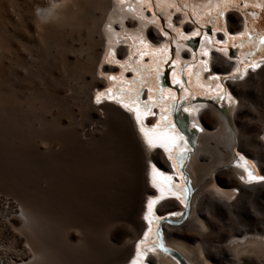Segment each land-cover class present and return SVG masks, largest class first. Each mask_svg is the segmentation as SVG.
<instances>
[{
    "label": "bare ground",
    "instance_id": "6f19581e",
    "mask_svg": "<svg viewBox=\"0 0 264 264\" xmlns=\"http://www.w3.org/2000/svg\"><path fill=\"white\" fill-rule=\"evenodd\" d=\"M221 1L0 0V158L22 165L19 199L0 190V264H264V180L251 175L255 165L264 175V59L241 65L205 33L196 52L185 48L194 26L182 22L187 11L176 12L191 5L201 23ZM151 7L166 26L160 28ZM226 18L230 32L248 30L246 16ZM174 31L184 42L176 45L169 87L155 98L178 102L169 88L180 84L184 58L195 59L187 70L195 93L216 97L228 87L222 95L228 110L212 97L189 101L192 121L206 131L196 147L197 124L188 130L187 122L182 132L156 123L171 113L182 120L170 104L150 116L138 97L135 105L108 90L102 102L93 101L94 90L117 70L103 63L107 53L113 60L128 53L130 67L150 57L164 63ZM220 34L216 39L227 40ZM244 41L254 39L239 40L238 50ZM233 70H239L234 79L222 83L221 75ZM233 147L248 157L236 160V171L227 166ZM189 151L192 183L202 182L184 207L165 196L186 200L183 186L176 193L171 186L182 181L174 161ZM6 179L0 176V185ZM152 211L170 215L163 245L142 244ZM233 216L250 227L242 220L225 229Z\"/></svg>",
    "mask_w": 264,
    "mask_h": 264
},
{
    "label": "rangeland",
    "instance_id": "374dc122",
    "mask_svg": "<svg viewBox=\"0 0 264 264\" xmlns=\"http://www.w3.org/2000/svg\"><path fill=\"white\" fill-rule=\"evenodd\" d=\"M179 1L180 0H178V3H179ZM184 1H187V0H184ZM259 4H261V5H259ZM1 7L2 6L0 4V10H2ZM180 7H181V10H176V12L183 13L184 11H187V13H188V18L187 17L184 18L182 20V22L183 23H190L191 25L194 26V28H193L194 31L191 30L187 33L190 36H192L193 38H195L196 47L194 48V46H190L186 43H183V45L187 46L185 48L193 50V52H194L197 48V45H198L197 43L199 42V39L205 33L207 35L213 36L212 43L214 46L220 48L219 50H222V48H226L228 50V55H229L230 59L236 58L239 56L238 58L241 62V65H248L249 64L248 62H251L254 59H259V58L264 59V45H262L263 49H261V52H257V50L254 47H252V43L247 44L245 42L242 43V46H245L244 48L242 47L243 53L240 52L242 50L237 49L238 48L237 43L242 38H246L248 36V31H250L252 33L255 32L256 41H259V39H261V42L264 43V0H222L219 6L215 7L214 9H212L208 13L202 14V16L200 17L201 23L198 21L197 13H195V11H194V9H192L191 5H189L190 9L186 8V10H184L183 6L180 5ZM148 10L151 13H153V14L155 13L156 16H158L160 28H163L164 26H166V22H165L166 17L162 13L155 11V9H153L152 7H151V9L149 8ZM182 10H183V12H182ZM229 12H235L236 14H238L242 17L246 16L248 30L245 33H243L241 36H238V34H236V33L230 32L231 30L229 28L228 20L226 18V15ZM252 13H256V14L253 15ZM160 22H161V25H160ZM159 26L158 27L155 26V28L158 30V32H160ZM180 28L178 27L177 29L180 31V34H181V33H183V30H182V28L180 30ZM123 32H124V30H122V36H125L126 31L124 33ZM194 32H197V33L195 34ZM221 32H223L226 36H228L227 40L223 41V38L222 39H216L214 34L221 35L220 34ZM188 34H186V36L189 37ZM181 35H183V34H181ZM186 36H185V38H186L185 41H188V42L192 41V39L187 40ZM243 36H245V37H243ZM179 39L180 38L177 35V31H174V33L171 32L169 45L171 46V52L170 53H171L172 57L174 55L172 63H174V59H175L176 45L178 43L184 42V40H179ZM119 43L124 44V45L126 44L124 41L119 42ZM152 46H157V45H152ZM255 47H257V46H255ZM107 54H108V58H107V60L103 59V63L113 64L117 68V70L114 73L108 74L109 76L107 78H105L106 79V85L104 87H102L99 90H94L93 101H95V102L96 101L102 102L103 97L99 98V96H101V94L104 93L105 90H107L109 88H115V89H118L116 91L118 92V96L120 97V99L123 101L128 100V101H126L128 103H134L136 105V98L138 97V101L140 102V107L150 109V113H149V114H151L150 116L154 115L153 113H155L154 112L155 107H157V110H159V111L167 110V109L169 110V104H170L179 110L180 116H185V118L188 122V124L186 126V128L188 130H192L191 127H189L190 124H192V123L197 124L195 121H192L190 113H188L186 110V107L189 106V101H193V99L199 98V97H201L200 99L212 97L216 100L215 102L218 106H220V107L223 106V108L228 110V107H229L228 103L226 101L222 100V98H220V96H222L223 93L224 92L226 93L228 90V87L225 84L222 86L220 92L218 93V96H216V97L215 96L199 95V94L195 93L194 90L191 88V86L189 84V78H188L189 73L187 72V70H188V68H190V65H192V64L195 65V62H194L195 59L194 58L180 59L179 76H180L181 82L179 85H176V86L173 85L172 88H169L170 90H173L174 92H176L175 94H176V96H178V102L174 103L173 101H171V102L169 101L173 98H168L165 101H160L157 98H155L158 93H162L165 88L169 87L170 74H171L172 69L174 67V65H172L170 63V61L167 62V64H165L162 67L161 65H163V62L157 61V59L155 57H150L149 60H147V58H144L142 60V62L135 63V64L132 63V65L130 67V64L128 63V61H129V54L128 53H126L124 57L117 58L115 60H113V58L110 57L109 53H107ZM242 55H243V57H241ZM145 60H147V62H145ZM244 60L246 63L244 62ZM157 65H159V66L157 67ZM170 65H172L173 67H170ZM122 68H124V69H122ZM238 72H239V70H233V71H230L228 73H223V75H221L222 83H225V81L228 79H234L235 75ZM160 73L163 74V75L162 74L161 75H162V78L165 80V82L163 83L164 85H162V86H160L158 81H157L158 74H160ZM112 75H115L114 76L115 78L120 77L119 81H121L122 84L124 83L123 80L127 81L126 83H124V87H122L121 83L118 80H114V79L109 78ZM182 75L185 77L183 78ZM176 88H177V90H176ZM185 88L188 90H186ZM184 91H185V96L182 95V93ZM148 94L152 95V97H150ZM107 99L110 100L109 98H107ZM217 99H219V100H217ZM152 100H154V101H152ZM112 102L119 104L117 101H112ZM159 105H161L163 107L161 108ZM152 110H154V111H152ZM156 123H159V124L164 125V126L173 127L172 126L173 123L171 120L164 121V120L160 119ZM195 131H196V136L193 138L194 147H196L199 144L200 139H203L206 135V131H204L200 127V125H198V129ZM0 145H2V144H0ZM192 148L193 147H191V149ZM230 152L232 155V160H230L227 163V166L230 168H233L236 171L237 166H239V164L236 162V160H238L239 157L237 158V157H235V155L241 154V157H242L243 153L241 151H239L237 147H233ZM3 153H4V149L2 146H0V156H2ZM192 154H193V151L187 152V154L180 159L179 164L176 162V160L174 161L176 163L177 169H178V166L181 165V167L178 171L180 174V178H182V181L172 180L173 188L175 190H178L181 186H183L186 190V195H185L186 200L183 199V197L178 198L176 196V198H173V197L168 196V195L165 196V199L177 200L184 207H186L188 202L190 203V201L193 198V193H195V191L198 189V187L200 186V184L202 182V180H201L197 185H194L192 183L191 178H190L187 166L190 162ZM170 157L173 160L175 159L173 157L172 153L170 154ZM244 157H246V156H244ZM165 158L167 159V157H165ZM246 158H248V157H246ZM167 160H169V159H167ZM249 160L252 161L250 158H249ZM234 162H235V164H234ZM21 167H22V165L18 162L6 163L5 161L1 160V158H0V174H2L5 177H6V175H8V179H6V182L1 183L0 190H2V193L6 194V196H8V197H13V198L15 197V199H19V190H17L18 189L17 184L19 182V175H20L19 171H20ZM254 168H256V174L259 176V178L257 180H264V175L260 172L259 168L256 165L254 166ZM2 175H0V176H2ZM208 176H209V174L206 177H208ZM183 200H185V201L182 202ZM169 216H170L169 214L160 215V214H157V212H153L152 215L149 216V219L151 220L150 224H151L152 228L150 230L149 236L145 237L144 242L142 243L143 245L154 244V243H156L158 245L162 244L163 233L161 231V228L163 225L164 218L168 219ZM260 219H261L260 220L261 225L264 226V209L261 210ZM242 220H244L242 217L239 218V217L233 216L232 221L227 223L224 228L227 229L228 227H235L236 224L241 225ZM244 223L248 224L247 225L248 228L251 225V223L246 221V220H244Z\"/></svg>",
    "mask_w": 264,
    "mask_h": 264
},
{
    "label": "crops",
    "instance_id": "0c3cea01",
    "mask_svg": "<svg viewBox=\"0 0 264 264\" xmlns=\"http://www.w3.org/2000/svg\"><path fill=\"white\" fill-rule=\"evenodd\" d=\"M253 15H255L256 13H252ZM218 35V34H217ZM249 36V37H248ZM248 36H247V38L248 39H254V43L252 44V47H255V46H257V47H259L260 45H261V39H259V41H256V35H255V32H250V31H248ZM228 37V36H227ZM244 42H246V41H244ZM243 43V42H242ZM259 43H260V45H259ZM259 45V46H258Z\"/></svg>",
    "mask_w": 264,
    "mask_h": 264
},
{
    "label": "water",
    "instance_id": "95a60500",
    "mask_svg": "<svg viewBox=\"0 0 264 264\" xmlns=\"http://www.w3.org/2000/svg\"><path fill=\"white\" fill-rule=\"evenodd\" d=\"M176 120H177V125H178V127L181 129L182 132H184V130H185V126H186V123H187L185 116L182 118V120H179V119H177V118H176ZM194 129H195V128H194ZM195 130H196V129H195Z\"/></svg>",
    "mask_w": 264,
    "mask_h": 264
},
{
    "label": "snow or ice",
    "instance_id": "6c2138e0",
    "mask_svg": "<svg viewBox=\"0 0 264 264\" xmlns=\"http://www.w3.org/2000/svg\"><path fill=\"white\" fill-rule=\"evenodd\" d=\"M99 102V101H98Z\"/></svg>",
    "mask_w": 264,
    "mask_h": 264
}]
</instances>
